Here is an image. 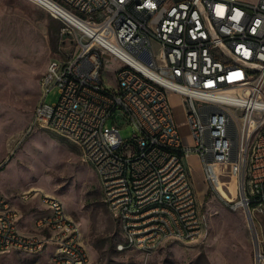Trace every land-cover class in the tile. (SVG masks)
<instances>
[{"label":"built area","instance_id":"built-area-1","mask_svg":"<svg viewBox=\"0 0 264 264\" xmlns=\"http://www.w3.org/2000/svg\"><path fill=\"white\" fill-rule=\"evenodd\" d=\"M31 1L62 22V51L40 77L30 129L59 128L78 145L86 139L84 160L99 173L124 236L120 250L204 240L208 218L189 163L196 155L204 181L250 211L264 264V0ZM83 21H96L98 33H83ZM111 61L114 86L104 78ZM56 88L59 99L46 102ZM173 94L185 122L176 120ZM130 124L136 131L125 138ZM36 194L40 220L27 230L24 212L0 190V254L58 248L52 264H92L62 198L29 190L23 199Z\"/></svg>","mask_w":264,"mask_h":264},{"label":"rangeland","instance_id":"rangeland-1","mask_svg":"<svg viewBox=\"0 0 264 264\" xmlns=\"http://www.w3.org/2000/svg\"><path fill=\"white\" fill-rule=\"evenodd\" d=\"M61 30L62 22L31 0H0V190L24 212V228L31 230L33 218L42 209L39 194L29 201L22 195L38 190L62 198L82 231L92 264H257L246 212L226 203L204 181V167L196 155L189 163L209 223L204 240L172 239L150 251L118 249L124 236L104 201L98 173L84 160L80 145L53 128L30 129L42 93L40 77L48 61L61 55ZM114 64L109 62L104 70L105 81L111 86L117 83ZM59 96L56 88L46 102H56ZM170 102L176 120L185 122L181 96L171 95ZM188 128L185 125L182 131L188 132ZM135 131L132 124L121 129L125 138ZM183 141L191 144L192 137L187 135ZM226 173L229 186L234 187L235 176ZM258 231L264 237V227L258 225ZM52 252L49 248L38 254L3 253L0 264H52Z\"/></svg>","mask_w":264,"mask_h":264},{"label":"bare ground","instance_id":"bare-ground-1","mask_svg":"<svg viewBox=\"0 0 264 264\" xmlns=\"http://www.w3.org/2000/svg\"><path fill=\"white\" fill-rule=\"evenodd\" d=\"M81 31L86 34H94L98 33V26H96V21H83L81 22ZM59 131V128H53ZM79 145L81 148H86V139H79ZM93 165V162H91ZM220 167H225L224 164H219ZM98 173V172H97ZM227 175V173H226ZM99 176V173H98ZM7 198V197H6ZM22 198H26V192L23 193ZM236 205V203H234ZM234 206V205H233ZM40 220V216L37 218L36 221ZM209 232V223L208 220L206 221V231L204 233V238L208 235ZM178 240L186 241V238H177ZM155 240H163V233H155ZM160 246L159 243H151V250H155ZM118 249L120 250V243L118 244ZM24 252L28 253H37L36 249H28L24 250ZM58 255V248H55L54 252L52 253L51 257H56Z\"/></svg>","mask_w":264,"mask_h":264},{"label":"water","instance_id":"water-1","mask_svg":"<svg viewBox=\"0 0 264 264\" xmlns=\"http://www.w3.org/2000/svg\"><path fill=\"white\" fill-rule=\"evenodd\" d=\"M246 212H247L246 214H247V218H248V221H249V225L251 226L252 231H253V237L255 239L256 251H258V249H259L258 237H257L256 233L253 230L252 216H251V213H250V211L248 209L246 210Z\"/></svg>","mask_w":264,"mask_h":264},{"label":"crops","instance_id":"crops-1","mask_svg":"<svg viewBox=\"0 0 264 264\" xmlns=\"http://www.w3.org/2000/svg\"><path fill=\"white\" fill-rule=\"evenodd\" d=\"M40 216V213H38L34 218H33V221H36L37 220V218ZM50 249H52V251L54 252V250H55V248H50ZM52 252V253H53Z\"/></svg>","mask_w":264,"mask_h":264}]
</instances>
